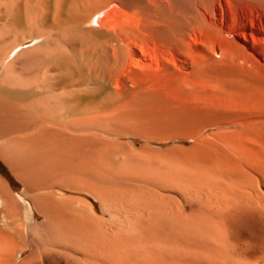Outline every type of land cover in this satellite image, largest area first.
Wrapping results in <instances>:
<instances>
[{
  "label": "bare ground",
  "instance_id": "bare-ground-1",
  "mask_svg": "<svg viewBox=\"0 0 264 264\" xmlns=\"http://www.w3.org/2000/svg\"><path fill=\"white\" fill-rule=\"evenodd\" d=\"M47 3L0 0V264H264V0Z\"/></svg>",
  "mask_w": 264,
  "mask_h": 264
},
{
  "label": "rangeland",
  "instance_id": "rangeland-1",
  "mask_svg": "<svg viewBox=\"0 0 264 264\" xmlns=\"http://www.w3.org/2000/svg\"><path fill=\"white\" fill-rule=\"evenodd\" d=\"M47 4L49 6L48 7L49 10L48 12L46 11V15L48 17L50 16L49 18L58 16L59 21L70 22L74 20L76 12L79 9L81 10V8L84 7V0H48ZM54 12L58 14L56 15ZM20 109L25 112L34 111V109H31L28 106H20ZM52 111L55 113L54 110ZM56 111H58L56 113L60 112V110H56ZM34 112H36L37 115H41L43 117L41 121L43 123L42 125H46L50 121V117H51L50 114L46 113L44 110L37 109ZM66 124H68L67 121L64 124V126H61V127H63L66 132L69 131V133H73L67 127H65ZM80 133L84 134L85 132L80 131ZM15 178L16 177L10 170L9 166L0 158V199H2L5 203H8V204H12L13 202L21 203V198H23L24 187H23V184L17 178H16L17 180ZM64 191L66 194H71L74 196H79V197L87 199L88 201L92 202L94 207L98 209V203L95 202L90 196L84 193H81V192H74V191H69V190H64Z\"/></svg>",
  "mask_w": 264,
  "mask_h": 264
},
{
  "label": "crops",
  "instance_id": "crops-1",
  "mask_svg": "<svg viewBox=\"0 0 264 264\" xmlns=\"http://www.w3.org/2000/svg\"><path fill=\"white\" fill-rule=\"evenodd\" d=\"M16 179V178H15ZM17 180V179H16Z\"/></svg>",
  "mask_w": 264,
  "mask_h": 264
}]
</instances>
